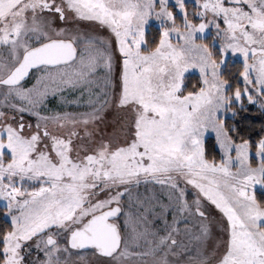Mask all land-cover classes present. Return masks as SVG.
Here are the masks:
<instances>
[{
    "label": "snow or ice",
    "instance_id": "obj_1",
    "mask_svg": "<svg viewBox=\"0 0 264 264\" xmlns=\"http://www.w3.org/2000/svg\"><path fill=\"white\" fill-rule=\"evenodd\" d=\"M0 264H264V0H0Z\"/></svg>",
    "mask_w": 264,
    "mask_h": 264
},
{
    "label": "trees",
    "instance_id": "obj_2",
    "mask_svg": "<svg viewBox=\"0 0 264 264\" xmlns=\"http://www.w3.org/2000/svg\"><path fill=\"white\" fill-rule=\"evenodd\" d=\"M213 145H214V137H209V139H208V148H209L210 152H211V150L213 148Z\"/></svg>",
    "mask_w": 264,
    "mask_h": 264
},
{
    "label": "rangeland",
    "instance_id": "obj_3",
    "mask_svg": "<svg viewBox=\"0 0 264 264\" xmlns=\"http://www.w3.org/2000/svg\"><path fill=\"white\" fill-rule=\"evenodd\" d=\"M209 39H210V37H209ZM214 137V136H213Z\"/></svg>",
    "mask_w": 264,
    "mask_h": 264
}]
</instances>
